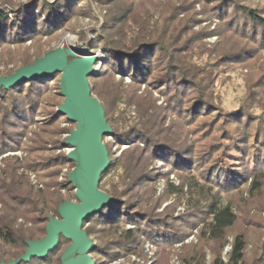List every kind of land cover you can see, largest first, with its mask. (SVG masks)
I'll return each instance as SVG.
<instances>
[{
	"label": "rangeland",
	"instance_id": "obj_1",
	"mask_svg": "<svg viewBox=\"0 0 264 264\" xmlns=\"http://www.w3.org/2000/svg\"><path fill=\"white\" fill-rule=\"evenodd\" d=\"M62 2L63 8L60 13H67V16L60 17L62 20L60 24L59 20L50 19L52 30L42 29L28 38H26L28 35L18 36L15 30L13 33L3 31V36L0 34V38H4L0 41V78H6L9 74L15 73L24 63H32L37 58H43L49 52L66 45L75 50L81 49L87 54H96L98 57L96 73L99 71L107 73L108 68L103 63L106 57L103 47L94 43L108 20L120 17L121 14L125 15V11L130 9L132 12L126 16L129 19L125 21V23L129 22L130 25L126 26L130 31L141 29V32L145 31L156 38L162 37L168 49L173 48L170 45L176 40L181 41V46L185 48L183 58L187 66L197 67L198 73L199 70L211 69L213 75H217V80L211 96L208 98L203 94L211 106L200 109V102H197L198 107L192 119L187 113L170 107L166 95L150 86L147 88L143 86L137 93L139 99L136 97L134 105L120 107L123 112L115 114L117 122L123 124L140 120L149 123L150 126L163 127L168 134L174 136V142H178V137L181 138V142L185 144L184 150L188 151L191 148L192 153L188 152L186 156L196 161L210 153L211 149L208 147L220 135L217 130L227 116H230V121L232 118L237 120L239 111L243 110L242 112L247 115L244 120L249 119L248 124L255 122L256 119L264 122V42L254 39V36L250 37L251 31L243 32L239 27H233L230 23L231 17L225 20L220 16L221 10L217 1L38 0L35 2L38 3L36 5L29 0H0V16L4 15L11 23H16L19 14L24 13V21L38 19L39 24L36 26L40 28L41 23L47 21L51 10L56 11ZM223 2L255 11L264 19V0H223ZM151 58V62H157V58ZM60 80L61 77L57 76L53 80H47V83L39 88L32 86L30 100L23 96L16 98L18 101L26 99L25 102L31 105L27 107L26 103L19 109L22 114L26 112L29 119L22 127L15 129L6 125L7 111L6 107L2 109L1 103V100L7 98L10 101V97L3 92L0 94V126L2 125L0 127V177L6 178V173L12 169L13 164L23 166L25 169L32 167L37 172L32 171L33 169H21L18 173L25 175L28 188L34 192L46 190L57 182L68 180L69 174L74 169V165L68 163L67 158L72 150L65 148L63 143L76 125L68 123L65 117L58 116L59 106L64 103V99L60 96ZM152 80L150 78L149 82ZM114 81L121 85L122 91L130 90L129 78H125L122 82L117 75ZM91 82L98 84L99 81ZM105 85L101 83L99 89L101 88L105 94H110L108 85ZM28 91L29 89L23 88L22 94ZM191 98H196V95L190 94L188 100ZM185 104L187 106L185 111H187L190 107L189 101ZM12 116L13 114L9 117L12 118ZM229 124H225L224 134L215 145L216 149L221 147L222 150L215 153L213 159H221L225 156L226 151L222 148L224 138L230 134L234 136L242 132L241 127H237L235 131L230 130ZM249 130L253 133L255 128L250 127ZM104 144L110 148L112 160L121 159L129 148L127 145L118 144L113 137H106ZM140 148L142 149L143 145H140ZM230 148L231 146L228 149ZM208 149L209 151H206ZM228 153L234 154L232 150ZM64 157L67 159L57 166V160ZM174 159V156L171 158L149 156L147 166L151 179L144 180L145 190L136 189L133 195L157 205L160 208L157 214H169L176 232L180 234L181 231H185L186 237L177 235L179 237L176 239H160L154 242L140 233L139 238L136 239L138 242L124 250L115 249L114 243L123 231L138 227L127 222L121 223L117 228L92 221L84 228L91 231L90 238L99 248L97 253L90 255L92 260L97 264H212L214 257L220 254L222 261L227 263L234 236L242 234L248 244L245 263L264 264V186L259 193L251 196L248 194L250 181L228 191L223 187L209 184L212 186L213 193L221 196L224 204L233 205L238 221L227 233L226 242L209 241L207 238L201 240L204 223L201 222V214H193L191 203L189 205L191 194L187 190L186 181L179 177L187 176V173L175 167ZM248 159L250 160L251 156ZM209 165L201 162L195 167L191 166L193 168L191 174L200 184L208 185L203 178V173ZM252 166V162L247 161V166L244 167L247 169ZM56 173H59L58 178L53 176ZM122 174L121 170H117L106 176L101 191L106 192L110 182L120 183L117 177ZM248 174L249 171L246 170V175ZM168 183L175 188H182L184 192L181 195L168 194ZM50 192H54L53 189ZM59 194L67 202L76 203L75 192L71 186L60 190ZM191 200L193 201L194 198ZM5 210L8 209L0 203V219L3 222H12L11 226L16 231V236L26 238L29 231L37 228L31 220L35 218V214L29 215L28 219L24 217L15 219ZM129 214H131L130 210L121 213L122 216ZM185 215L189 217L187 221L183 220ZM49 217L54 215L50 214ZM160 226L165 228L161 222L157 227L160 228ZM43 237L44 234L38 238ZM66 247L67 245L62 246L46 264H61L60 258ZM25 249L26 247L21 244L11 245L0 240V264L13 262L15 257L21 255Z\"/></svg>",
	"mask_w": 264,
	"mask_h": 264
},
{
	"label": "trees",
	"instance_id": "obj_2",
	"mask_svg": "<svg viewBox=\"0 0 264 264\" xmlns=\"http://www.w3.org/2000/svg\"><path fill=\"white\" fill-rule=\"evenodd\" d=\"M29 1L35 3L38 0ZM216 1L220 5V16L225 20L228 17H231L230 23L233 27L235 26L236 28L237 26L243 32L251 31V34H249L250 37L254 36V39L261 43L264 42V19L255 11L247 8H239L232 3H224L223 0H214V2ZM38 3L35 4L37 5ZM61 6H58L56 11L51 10L48 14L47 21L41 23L43 28L36 26L39 24L38 19L24 21V13L19 14L16 23H11L7 17L1 15L0 34L2 35L3 31L13 33L15 30V33L18 36L23 37L28 35L26 37L28 38L29 36L33 37L36 35L35 33L40 32L42 29H49L50 31V29L52 30L50 19H55L56 21L59 20L60 24L62 22L60 17L63 18L67 16V13H60L61 8H63V2L61 3ZM131 12L132 10L127 9L125 15L121 14L120 17L108 20L107 24L104 25L98 33V39L94 43V45H101L103 47L106 54L103 63L108 70L107 73L99 71L94 76L88 78L91 86V93L93 98L96 96L95 99L101 104L107 124L112 129V134L106 137H113L118 141V144L127 145L129 148L128 152H124L121 159L112 160L110 148L108 145L104 144L106 137L104 138L103 144L108 150L111 164L109 169L101 177L99 189H102L104 178L111 172L121 170L123 174L122 176L120 175L117 177V179L120 180V183L110 182L109 188L106 190V193L113 198L115 204L104 208L99 214L84 221L83 231L87 233L89 238L91 237V231L85 230L84 228L86 224L91 223L92 221H96L104 226H116L117 228L121 223H131L138 228L123 231L120 234L119 239L114 243L115 249L121 250L136 243V239L139 238L140 235H144L148 237L150 241L154 242L159 241L160 239H176V237H179L180 235L186 237L185 231H181L180 234L176 232L172 225V218H170L169 214H157V210H160L157 205H153L150 201L145 202L133 195L136 189H140L141 191L145 190L146 187L143 186L145 185L144 180L151 179V174L148 172L147 166L149 156L160 158H166V156L171 158L174 156L175 159L173 163L175 164V167H178L180 171H186L187 173V176L181 175L179 177L186 181L187 190L191 194L189 205L191 203L190 206L193 208V214H201V222L204 223V228L201 231V240L207 238L209 241L226 242L227 233L237 224V212L231 203L224 204L221 196L214 194L211 189L212 186H209V184L215 185L216 187H223L228 191L230 189L234 190L239 185L247 184L250 181L248 194L251 196L259 193L263 189L264 122L260 119H256L255 122H250V124H248L249 119L247 118L244 120L247 115L242 112L243 110L239 111L237 120L236 118H232V121H230V116H227L217 130L220 135L208 147L211 149L210 153L205 154V156L199 161L186 156L188 152L192 153L191 148L188 151L184 150L185 144L181 142V138L178 137L179 140L177 141L179 143L176 141L174 142V136L168 134L166 132L167 130L163 127L150 126L149 123L140 120H133L130 121V123L125 122L123 124L117 122V115L115 114L123 112V110H120V107L123 106L126 108V106L134 105L136 97L139 99L137 93L143 86H145V88L150 86L161 94L166 95V97H168L167 103L170 107H173L180 112L183 111V113H187L192 119L195 114L194 111H196L198 107L197 102H200V109L206 107L209 108L211 106L204 97L207 96L209 98V96H211V92H213L212 90L214 89V83L217 80V75L214 76L213 70L211 69L199 70L198 73L197 67L187 66V62H185L183 58V49L185 48L184 46H181V41L176 40L170 45V47L173 48L168 49L166 48V45H164L165 40L164 38L162 39V37L156 38L144 30V32H141V29H133L130 31L128 26H126L129 22L125 23V21L129 19L126 16L128 14L130 15ZM57 25L58 23L56 22V26ZM1 39L4 38L1 37L0 41ZM150 57H152L151 59L154 57L157 58V62H151ZM38 59L41 58H37L35 61ZM35 61L32 63L26 62L21 68L33 65ZM117 75L120 76L122 82L125 78L130 79L129 91H122L120 89L121 85L115 83L114 77ZM150 78L153 79L152 82H149ZM92 80L99 82L98 84H95L91 82ZM46 83L47 80H40L38 82L29 81L9 90L4 88L0 90V94L3 92L10 97V101H8L9 98L3 101L1 100L3 105H1L2 109L6 107V125L8 127L14 129L22 127V125H24L29 119L26 112L22 114L19 111V109L23 107V104L26 105V99L18 101L16 98H18V96L19 98L23 96L30 100V92L32 91L31 87L36 86L39 88ZM101 83L108 85L110 94H105L102 92L101 88L99 89ZM23 88H27L29 91L26 94H22ZM190 94L196 95V98L188 100ZM34 95L36 96V93ZM188 101L189 104L191 102L193 103H191L190 107L185 111V108L187 107L185 106V103L188 104ZM6 105L10 107L7 108ZM30 105L31 103H27L26 106L28 107ZM11 114H13L12 118L9 117ZM58 116L65 117L59 112ZM68 123L70 122L68 121ZM229 123L233 125H230ZM225 124H229L230 128H228L234 131L241 127L242 132L234 136L230 134L228 137L224 138L222 148H224L223 151H226V153L224 152L225 156L221 159H213L214 154L222 150L221 147L216 149L217 147H215V145L217 144L218 139L220 137L222 138V135L224 134ZM0 127H2V125ZM250 127L255 128L253 133L249 130ZM74 130L70 131L68 136ZM65 141L63 145L66 148ZM140 145H143L142 149L140 148ZM229 146H231L230 149H228ZM209 149L206 151H209ZM231 150L234 153L233 155L228 153V151ZM220 155L222 156V154ZM249 156H251L250 160L248 159ZM66 159L67 158L64 157V159L61 158L60 160H57V166L61 165L62 161H65ZM213 161L214 163H212ZM247 161L249 163L252 162L253 166L245 169ZM201 162L206 163L207 165L210 164L208 166L209 168L203 173V178L208 185L200 184L197 178L191 174L193 169L191 166L195 167L201 164ZM68 163L73 164L75 168V163L69 160ZM11 168L12 169L6 173V178L0 177V203H2L5 209H8L5 211L15 219L20 217L28 219L29 215L35 214V218H32L31 220L33 221V225L37 227L29 231L26 238H24L22 236H16V231L11 226L12 222H3L0 219V240L11 245L21 244V246L26 247L25 251L13 260L17 261L28 249V242L43 240L46 237V226L49 223V215L53 214V218H58L59 206L67 202L61 197L59 191L65 189L66 186H71L73 191L74 189L72 184H69L68 180H65L63 182H57L54 186L47 187L46 190L34 192L31 188H28V182L25 175L18 173L21 169L25 168L23 166H16L15 164H13ZM26 169L31 170L33 168L27 167ZM246 170L249 171L248 175H246ZM32 171L37 172L35 169ZM58 174L59 173H56L53 176L58 178ZM51 189H53L54 192H50ZM182 192H184L182 188H175L172 184L168 183V194L181 195ZM193 198L194 200L192 201L191 199ZM127 210H130L131 214L128 216H122L121 213ZM187 218L189 217H186V215L183 216V220L186 219L187 221ZM160 222L165 228H161L162 226H160V228L157 227ZM41 225H43L42 228H38ZM42 234H44V237L39 239L38 237ZM70 244L71 242H68L61 237L59 247L54 252L50 253L45 259L33 258L31 262L22 264H46L50 257L60 250L62 246L67 245L68 247ZM247 246L246 238L242 234L235 235L227 263H224L221 259V255L218 254L214 257L212 264H246L245 257ZM98 249L97 246L93 253H97ZM94 263L97 264L95 261Z\"/></svg>",
	"mask_w": 264,
	"mask_h": 264
},
{
	"label": "water",
	"instance_id": "obj_3",
	"mask_svg": "<svg viewBox=\"0 0 264 264\" xmlns=\"http://www.w3.org/2000/svg\"><path fill=\"white\" fill-rule=\"evenodd\" d=\"M97 62L96 54L66 45L49 52L33 65L0 78V89L8 90L28 81L52 80L60 75V96L64 103L59 113L76 125L65 141L66 148L72 150L67 158L75 163L68 183L73 186L76 203L61 204L58 218L48 219L46 237L28 242L25 254L11 264L29 263L33 258L45 259L59 247L61 237L71 242L61 257L62 264H95L90 255L97 245L83 231V222L115 204L111 196L99 189L101 177L111 164L103 140L112 134V129L101 104L93 98L88 81L97 72Z\"/></svg>",
	"mask_w": 264,
	"mask_h": 264
},
{
	"label": "bare ground",
	"instance_id": "obj_4",
	"mask_svg": "<svg viewBox=\"0 0 264 264\" xmlns=\"http://www.w3.org/2000/svg\"><path fill=\"white\" fill-rule=\"evenodd\" d=\"M77 51H80V49H76Z\"/></svg>",
	"mask_w": 264,
	"mask_h": 264
},
{
	"label": "built area",
	"instance_id": "obj_5",
	"mask_svg": "<svg viewBox=\"0 0 264 264\" xmlns=\"http://www.w3.org/2000/svg\"><path fill=\"white\" fill-rule=\"evenodd\" d=\"M41 187V186H40Z\"/></svg>",
	"mask_w": 264,
	"mask_h": 264
}]
</instances>
